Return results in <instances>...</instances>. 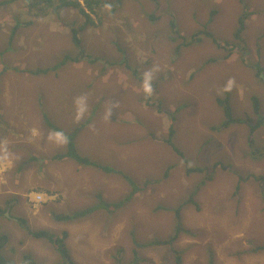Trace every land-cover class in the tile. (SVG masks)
I'll use <instances>...</instances> for the list:
<instances>
[{"label":"rangeland","instance_id":"1","mask_svg":"<svg viewBox=\"0 0 264 264\" xmlns=\"http://www.w3.org/2000/svg\"><path fill=\"white\" fill-rule=\"evenodd\" d=\"M26 1L0 0V234L9 238L3 255L17 264H25L28 254L36 264L62 262L52 244L20 224L24 218L32 230L69 233L66 242L76 264H131L134 239L168 240L177 227L176 210L206 181L195 193L198 205H187L181 214V225L189 231L175 243L185 251L183 264H207L210 249L215 264H264V251H252L264 247V127L256 132L253 147L247 123L223 126L226 117L219 103L226 99L235 118L256 121V97L264 116V77L254 67L259 63L264 69V0H123L114 13L116 0H98L110 5L101 4L93 15L95 29L76 9L38 17L28 12ZM243 16L246 29L238 39ZM18 22L26 25L16 28ZM74 28L84 51L97 59L83 65L85 79L92 78L95 87L93 99L98 95L128 107L116 118L108 116L120 125L111 141L99 144L101 135L85 154L114 172L55 159L68 142L50 125L69 133L74 128L70 116L68 125L52 115L60 105L56 102L68 100L64 89L69 76L61 70L36 77L30 73L78 52ZM122 56L123 64H118ZM31 94L39 96V105L20 106ZM47 110L52 123H34L29 130L9 118ZM172 124L174 147L167 142ZM102 126L90 129L87 124L82 130L99 135ZM257 148L261 153L255 156ZM187 166L200 171L189 173ZM123 174L141 189L124 207L59 221L93 207L99 196L109 203L124 200L132 186ZM33 193L51 199L36 207ZM136 251L140 264H175L166 245Z\"/></svg>","mask_w":264,"mask_h":264},{"label":"trees","instance_id":"2","mask_svg":"<svg viewBox=\"0 0 264 264\" xmlns=\"http://www.w3.org/2000/svg\"><path fill=\"white\" fill-rule=\"evenodd\" d=\"M123 0H116V2L112 3V12L114 13L119 6L122 4ZM104 4V6H108L110 5L109 3H105V2H100L98 0H27L26 1V5H27V10L29 13L34 14L35 16H46L50 13H54L57 15L58 11H60V9L62 8H73L76 9L77 11H79L80 15L83 16L87 22V26L95 29L96 25L92 20H93V15H95L97 13V10H99L100 5ZM245 18L246 16H243L239 19V28L236 31V37H239L238 39L242 38V34L243 32H245L246 29V24H245ZM153 20H156L155 17H153ZM26 24L20 23L18 22L15 27L16 28H20L25 26ZM62 25L67 26L66 23L64 24L62 22ZM14 28V32H12L11 35V46L9 48L12 47V51H15V49L13 48V42H14V37L17 33V29ZM72 34H73V41L75 43V45L78 47V52H74L72 55H65L60 61H58L55 65L53 66H47V67H39L38 69L32 70L30 71V73L34 74V75H40V74H49L51 72H56L57 70L63 68L64 66H70L71 64H76L81 62V59L83 58V54L86 52L84 51V48L82 46V40L79 38V31H77V29H73L72 30ZM8 52H10V49L8 50ZM89 62L91 63H96L97 59L94 58L92 55H88L87 56ZM257 65L261 66L259 63H257ZM257 65H254V67L257 69V74L258 76H260L261 78L264 77V69L257 67ZM219 103L221 104V107L224 110V114L226 117V121L224 122L223 126L224 127H229L235 123H247L248 126L250 127V131H251V144L253 147H255L256 145V138H255V134L256 132L264 127V116L261 114V102L258 100V98L254 97L253 98V108H254V114L256 116H258V119L256 121H254V118L251 117H247L246 119H240V118H235L233 115V111H232V106L230 104V102L226 99H219ZM1 115V114H0ZM46 121L49 123L50 120H48V117H46ZM51 124V123H50ZM55 131L59 132L60 134H62L64 137L67 138V150L64 151L62 153V155L57 158L55 157V159H72L75 160L76 162H78L81 165L84 166H94V167H98L103 171L106 172H114L115 170L109 166H103L95 161H92L91 159H89L88 157H84L81 154L78 153L77 150V144H76V136L78 134V131H73L72 133L69 132H65L64 130H62L59 127L54 126L53 124L50 125ZM175 128L174 125L172 124V126L169 129V134H168V139L167 142L172 145L174 147L173 144V139L175 136ZM180 154L181 152L178 151ZM253 153L255 154V156H257L259 153H261V150L259 148H257L256 150L253 149ZM259 159H261V156H259ZM187 162V161H186ZM29 165V162H28ZM187 170L188 172H194V171H200L199 168H193L192 166H187ZM124 177L128 180V182L130 183V185L132 186V190L130 192V194L124 198V200L118 202V203H109L107 201H105V199L101 196H99L98 198V203L96 205H94L93 207H87L84 208L82 210H77L76 212L66 215L64 217H62V221L64 223L67 222H71V221H75V220H80V219H84L86 217H89L91 215H93L96 211L100 210V209H105L106 211L109 212H113L116 211L118 209H120L121 207H124L128 202H130L132 200V197L139 192L140 189V185L137 183H135V181L129 177L128 175L123 174ZM207 182L206 181H202L199 183V185L197 186V188L195 189V191L192 193V195L190 196V198L187 200V202L185 204H183V206L179 207L176 210V219H177V227L174 229L173 234L168 238V240L166 241H161V240H154V241H150L148 243H139L137 240L134 239V258L132 260L131 264H140L142 259L138 256L137 251L138 249H144V248H148L150 246H155L157 245L158 247L160 245H166L167 247H169L171 249V253L174 256L175 259V264H183V254L185 253L184 250L182 249H178L175 247V243L182 237V233L184 232H188V230H185V228L183 227V225H181V214L183 209L187 206V205H195L197 206L198 203L196 201V196L198 195V193L201 191V189L204 187V185H206ZM197 189L199 190V192L197 193V195H195ZM13 203V201L11 202ZM118 207V208H117ZM11 208L10 204L9 206L6 208L8 211H10L9 209ZM2 211L0 210V213ZM6 212V210L4 211ZM3 215V214H2ZM19 222L20 224H22V226H24L28 232L35 238L37 239H42L45 241H48L50 244L53 245L54 249L56 250V252H58V254L60 255V257L62 258V262L59 264H76L74 258L72 257L71 251L69 249V247L67 246V239L69 237V233L64 232L62 235H57L54 234L51 231L48 230H32L30 229V227L27 224V221L24 218H19ZM8 236L6 234H0V264H17L15 261L11 260V259H7V257L5 255H3V251L8 243ZM210 253L209 256L207 257L208 262L207 264H215V254L212 252V249H210ZM252 251L254 253H260L262 251H264V247L260 246L258 248H254L252 249ZM24 263L25 264H36L34 262L33 256L32 255H26L24 257ZM118 264H123L120 261H118Z\"/></svg>","mask_w":264,"mask_h":264},{"label":"crops","instance_id":"3","mask_svg":"<svg viewBox=\"0 0 264 264\" xmlns=\"http://www.w3.org/2000/svg\"><path fill=\"white\" fill-rule=\"evenodd\" d=\"M211 22V20H208ZM213 23V22H212ZM209 25V24H207ZM211 26V25H209ZM87 53V52H86ZM89 53L86 54L85 57L81 59V62L76 64H71L70 66H64L63 68L57 70L54 73H57L58 71H65L69 76L68 85L65 89V95L64 97L68 100H60L56 102V104H60L59 106H55L52 115L58 119V121H61L70 125V123L66 117L70 116L72 118V122L74 124L73 131H78V134L76 136V144L78 153L85 157V154L91 151V147L93 143L102 135L101 140L99 141V144L106 142V139L108 138L109 141L113 138V133L116 132V130L120 127L116 122H112L108 119V116H112L113 118H116L118 115L122 114L123 108L128 109V107H124L123 104L115 105L112 103V101H103V99L99 98L98 95H96L93 99L94 93L92 92V89L95 88L93 86L92 78L91 80H86L84 77V70L85 67L83 66L85 63L91 64L89 62L87 56ZM92 55V54H90ZM94 56V55H92ZM110 65L108 66H114L117 63L116 62H109ZM118 64H123V56L121 61ZM44 68V67H42ZM53 73V72H51ZM50 74V73H49ZM32 76L36 77L37 75L31 74ZM42 75V74H40ZM112 74H110L111 77ZM74 77L75 86L71 85V78ZM110 77L106 79L105 84H108L110 81ZM84 84V88L82 84ZM11 86L7 85L5 88V96L7 100L10 102L11 99ZM58 91V90H57ZM53 91V93L57 92ZM74 95V98L72 99ZM22 99V98H20ZM72 99V100H70ZM46 101V100H45ZM45 101L42 103V105L45 104ZM8 102V103H9ZM20 106L28 107V108H36L39 105V96L36 94L29 95L27 98H23L21 101H19ZM12 103H9L8 106H11ZM2 115H7L6 111L1 112ZM15 116V117H14ZM50 116V112L47 110L46 114L39 115L38 113H34L33 115L27 111L24 113L20 112L18 115L11 114L9 116L10 119H12V122L15 123L17 121H21L22 124H25L27 129L29 130L31 126H34V123L39 124L42 121H46V117ZM54 120V118L52 117ZM50 123H52L50 121ZM78 124H82L79 127ZM90 124V129L95 124H102L101 130L98 131L99 135H97L96 132H93L91 135L87 134L86 131H83L82 129L87 125ZM50 128V127H49ZM33 131V134L35 135L36 129H31ZM122 134V133H120ZM42 142V140H41ZM40 142V143H41ZM93 157L90 159L92 160ZM94 161V160H92ZM76 162V161H75ZM96 162V161H95ZM10 164L11 162L8 161ZM78 163V162H77ZM98 163V162H97ZM7 164V163H6ZM79 164V163H78ZM3 165H5V162H3Z\"/></svg>","mask_w":264,"mask_h":264},{"label":"built area","instance_id":"4","mask_svg":"<svg viewBox=\"0 0 264 264\" xmlns=\"http://www.w3.org/2000/svg\"><path fill=\"white\" fill-rule=\"evenodd\" d=\"M49 199L51 198L40 193H33L30 197L31 203H33L36 207L40 204H45Z\"/></svg>","mask_w":264,"mask_h":264},{"label":"bare ground","instance_id":"5","mask_svg":"<svg viewBox=\"0 0 264 264\" xmlns=\"http://www.w3.org/2000/svg\"><path fill=\"white\" fill-rule=\"evenodd\" d=\"M249 176V175H248ZM118 208V207H117ZM58 214V213H56ZM67 215V214H66ZM157 234V233H156ZM173 234V233H172ZM171 235V234H170ZM70 236V235H69ZM159 236V235H158ZM170 237V236H169ZM70 238V237H69ZM68 242V241H67ZM181 243V242H180ZM180 245V244H179ZM181 248V247H180ZM101 249V248H100ZM72 250V249H71ZM103 251V250H102ZM72 252V251H71ZM211 252V251H210ZM73 253V252H72ZM193 255V254H192ZM73 256V255H72ZM77 256V255H76ZM216 256V255H215ZM75 258V257H74Z\"/></svg>","mask_w":264,"mask_h":264},{"label":"clouds","instance_id":"6","mask_svg":"<svg viewBox=\"0 0 264 264\" xmlns=\"http://www.w3.org/2000/svg\"><path fill=\"white\" fill-rule=\"evenodd\" d=\"M47 203V202H46Z\"/></svg>","mask_w":264,"mask_h":264}]
</instances>
